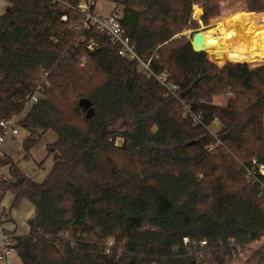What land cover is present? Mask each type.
Returning a JSON list of instances; mask_svg holds the SVG:
<instances>
[{"label":"trees","instance_id":"1","mask_svg":"<svg viewBox=\"0 0 264 264\" xmlns=\"http://www.w3.org/2000/svg\"><path fill=\"white\" fill-rule=\"evenodd\" d=\"M6 1L0 121L18 117L40 85L43 97L20 120L23 159L34 135H55L42 182L11 162L12 180L0 179V200L9 193L11 209L28 202L34 210L28 233L13 238L21 264H227L237 248L264 239V200L243 171L252 160L264 165V63L247 64L245 25L264 13V0H106L120 8L137 57L179 86L186 115L107 36L83 25L74 10L82 0ZM197 4L204 25L224 23L228 56L194 52L182 35L196 24ZM229 55L240 62L208 59ZM212 122L220 125L214 134ZM243 264H264V241Z\"/></svg>","mask_w":264,"mask_h":264},{"label":"built area","instance_id":"2","mask_svg":"<svg viewBox=\"0 0 264 264\" xmlns=\"http://www.w3.org/2000/svg\"><path fill=\"white\" fill-rule=\"evenodd\" d=\"M50 2L52 4H58L61 3V0H50ZM74 10L81 14L83 18L82 23L85 27H93L98 33L107 36L110 43L117 47V55L119 57L130 62H135L139 72L143 73L148 78H153L156 83L162 87L165 96L178 100L184 108V115L188 113V108L180 100V88L169 80L167 71L164 70L159 73H154L149 67V62H144L137 57L134 45L120 25L121 16L118 8L114 7L108 15L101 16L96 9L95 0H82L76 5ZM60 20L66 21V16L62 15ZM93 47L94 45L91 44L87 46V49L92 50ZM82 61H84V58L81 59L80 65H82ZM42 97V88L38 85L32 94L27 97L22 113H27ZM22 113L18 117L0 121V145L6 137L18 134V125L20 124ZM195 121L199 122L197 117H195ZM243 171L245 181L254 186L258 190L261 199L264 200V165L258 164L255 160H252L249 165L243 167ZM185 243H187V240H185ZM13 245V239L2 234L0 243V264H9V256L13 253ZM204 245L205 242L200 243L201 247ZM241 252L242 250L237 248L238 256Z\"/></svg>","mask_w":264,"mask_h":264},{"label":"rangeland","instance_id":"3","mask_svg":"<svg viewBox=\"0 0 264 264\" xmlns=\"http://www.w3.org/2000/svg\"><path fill=\"white\" fill-rule=\"evenodd\" d=\"M236 2H244L245 6H246V0H219L220 6L221 5H225V6H228V7L233 6ZM6 6H7V1L6 0H0V16L4 13V10H5ZM194 6H198L199 7V9H200V16L198 18H195L193 16V14H192V18H193V20L195 21L196 24L194 26L190 27V29H188V30H186V31H184L182 33V35L185 38L189 39L190 42H191L192 36L194 34L210 31L211 29L215 28L218 24H222V28L225 31V36L227 35V31H226V28H225L223 22H219V23H216L215 25L211 26L210 25V20L211 19H210L208 21L207 25H204L200 21V17H201V14H202L200 5L197 4V5H194ZM113 8H114V6H113V3H111V2H108L106 0H97L96 1V9H97L98 13L101 16L108 15V13ZM118 9L120 10V8H118ZM192 13H193V8H192ZM254 14H257V13H254ZM246 20H247V23L249 24L248 25L249 26L248 27L249 31H247V33L249 32L248 33V37H249V40L251 42V52H250V55H251L250 60H251L253 58L254 59L255 58H258V54H257L258 51L256 49V46L254 45V41L252 40V35H251V34L254 33V31L256 29H255V21H254V19L252 17H249V18H246L245 19V25L247 24L246 23ZM246 30H247V27H246ZM208 59H209V61H211L213 63H216L215 65L218 64L217 65L218 67H221L226 62H229V63H237V62H240V61H235V62L229 61L230 55H229V58H226V59H224L222 61H219V62L214 61V60H212L209 57H208ZM261 63H264V60L255 61V62H249L247 64H249V65H251V66L254 67V66H257V65H259ZM220 101H221L220 98H215L213 100V103L214 104H219ZM25 114L26 113H22L21 119L24 117ZM219 128H220V125L217 122H212L208 126V130L212 134L216 133L219 130ZM18 132H19L18 133L19 135L16 137V139H17L18 142H22V140H24L25 138H27L28 134H26V132L24 131V129L22 128V126L20 124L18 125ZM34 138L37 139L38 141H37V144H36L35 148L33 149L32 160H30L29 163H23V164H21V168H22V170H23V172H24V174L26 176L32 178L35 182L40 183V182H42V180L44 179V177L46 176V174L48 173V171L50 170V167H51V159L50 158H46L45 145L46 144H49V142H50L51 139L52 140H55V135L52 132L49 131V132H47L45 134L38 133V135H34ZM116 144L119 145L120 144V140H117L116 141ZM34 163L36 164V167L34 166L35 165ZM40 163H42V164L40 165ZM1 170L4 171V173L6 172V175H4V177L7 180H12V177H11V175L9 173V170H8V165H2V166H0V171ZM0 178H1V173H0ZM26 205L27 204H25V206ZM21 207H22V205H20L17 209H14V210H18ZM26 207L30 208L31 206L30 205H27ZM18 228H19V231L18 232L20 234H21V232H22L23 229H26V231H27L28 230L27 222L25 223L24 226H22L20 224V222H18ZM262 241H264V239H261L259 241H255L254 243L248 245L247 247H245L242 250V252L240 253L239 256H237L236 259H234L232 262H229L227 264H243V262L261 245Z\"/></svg>","mask_w":264,"mask_h":264},{"label":"crops","instance_id":"4","mask_svg":"<svg viewBox=\"0 0 264 264\" xmlns=\"http://www.w3.org/2000/svg\"><path fill=\"white\" fill-rule=\"evenodd\" d=\"M24 131L26 132V134H28L26 130ZM18 135L19 134L6 137L3 143L0 145V166L7 165L5 164L6 162H11L12 164H15L16 167L19 168V170L24 174L21 168V164L29 163L30 160H32L33 151L31 152V156L29 157V159H23V152L21 147L22 142H18L16 139ZM53 141L54 140L51 139L49 143H52ZM34 166L36 167V164ZM0 173V179H6L4 177V175H6V172L4 173V171L1 170ZM12 200L13 197L9 193L5 194L0 200V243L2 234L4 233H6V235L12 239L14 237L26 235L28 233V230L26 231V229H23L21 234L18 232V222H20V224L24 226L25 223L34 216V210L31 204H29L28 202H23L21 208H19L18 210H14L11 209ZM25 204L30 205L31 207L28 208L26 207L27 205L25 206ZM9 264H21L15 253H12L9 256Z\"/></svg>","mask_w":264,"mask_h":264},{"label":"bare ground","instance_id":"5","mask_svg":"<svg viewBox=\"0 0 264 264\" xmlns=\"http://www.w3.org/2000/svg\"><path fill=\"white\" fill-rule=\"evenodd\" d=\"M193 16L198 18L200 16V9L198 6L193 7ZM255 21V31L252 35V40L257 49L258 58L248 60L249 62L264 60V47H262V40H264V13L257 14L252 17ZM203 38L202 51L208 49H221L228 55L227 43L225 31L222 28V24H218L215 28L210 31L201 33Z\"/></svg>","mask_w":264,"mask_h":264},{"label":"water","instance_id":"6","mask_svg":"<svg viewBox=\"0 0 264 264\" xmlns=\"http://www.w3.org/2000/svg\"><path fill=\"white\" fill-rule=\"evenodd\" d=\"M262 44H264V40H262ZM203 46V38L201 36V33H196L192 36L191 39V47L194 52H203L201 50ZM264 47V45H262ZM195 83L186 91V94L192 89ZM79 106L82 108V110L85 112V118H91L94 115V110L91 107L90 103L87 100H80Z\"/></svg>","mask_w":264,"mask_h":264}]
</instances>
